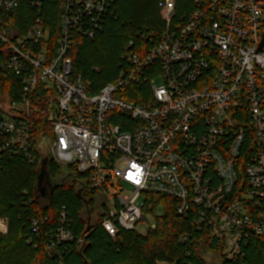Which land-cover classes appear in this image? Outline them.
<instances>
[{"label":"built area","instance_id":"1","mask_svg":"<svg viewBox=\"0 0 264 264\" xmlns=\"http://www.w3.org/2000/svg\"><path fill=\"white\" fill-rule=\"evenodd\" d=\"M21 3L37 14L24 35L7 21ZM43 4L0 0V74L22 86L19 102L4 94L0 106V176L6 158L38 161L31 123L41 87L50 154L102 196L101 225L113 239L156 229L145 211L154 194L176 200L179 215L196 207L198 229H210L225 257H245L249 236H264V0L197 1L180 21L176 0L161 1L163 32L131 41L119 77L97 93L73 74L71 55L77 36L93 39L115 17L117 0H64L57 38ZM66 223L62 212L49 254L73 241ZM0 227L8 232L6 220Z\"/></svg>","mask_w":264,"mask_h":264},{"label":"trees","instance_id":"2","mask_svg":"<svg viewBox=\"0 0 264 264\" xmlns=\"http://www.w3.org/2000/svg\"><path fill=\"white\" fill-rule=\"evenodd\" d=\"M63 1L44 0L43 4V21L55 38L59 36ZM161 1L117 0L115 17L109 19L93 39L76 37L71 55L73 74L90 83L92 93L119 77L126 48L131 41H142L139 34L163 32L165 15L159 6ZM197 1L205 0H176L175 20L180 21L195 11L199 6ZM36 15V11L21 3L17 11L7 16V21L24 35ZM40 90L41 87L33 98V105L39 111L33 113L31 123L38 161L31 164L22 158H6L2 162L0 219L8 222V232L0 235V264H59L60 261L63 264H208L203 253L218 255L220 264H264V236L250 235L249 244L244 247L245 257L229 260L210 229H198L196 207L187 215H179L177 201L161 195L145 196V211L156 223V229L145 235L120 230L113 239L101 225L104 214L97 224L90 225L84 213L91 211L94 204L89 197L98 193L88 192L86 175L73 166L57 163L49 150L45 156L40 153L47 147V141L53 143L54 140L48 124L50 115L40 113L49 106L40 98L44 94ZM21 93L20 78L11 73L0 74V96L6 94L13 102H19ZM44 165L47 179L54 187L52 195L46 199L38 188V177ZM64 171L66 178H62ZM62 212L67 216L65 229L71 231L73 241L55 243L53 253L49 254L47 247L52 241L56 242L54 237ZM40 219L45 222L37 231L33 223ZM182 237L189 240L183 242ZM80 240L84 241L78 246Z\"/></svg>","mask_w":264,"mask_h":264},{"label":"rangeland","instance_id":"3","mask_svg":"<svg viewBox=\"0 0 264 264\" xmlns=\"http://www.w3.org/2000/svg\"><path fill=\"white\" fill-rule=\"evenodd\" d=\"M155 83L158 86H160L162 82L160 79H157L155 81ZM0 106L2 108L7 109V97L5 95L0 96ZM48 107H46V108H48ZM47 143H48L47 147H44L43 150H41V152H40L42 156H45L47 154L48 150H49V152L51 151L52 143H50L49 141H47ZM63 170H66V168H63ZM66 177H67V172L64 171L62 178H66ZM66 181H68V179H66ZM45 182H47V183L49 182L47 178H46ZM43 198H45V197H43ZM89 199H93L94 204L92 205L91 211H86L84 213V219L90 225H95L99 222L100 215L102 214L101 206L103 205V199L99 193H98V195H91L89 197ZM161 213H162V208L159 209V214H161ZM6 234H4V235H6ZM203 257H205V260L207 261L208 264H220L219 257L216 254H213V253L204 254L203 253Z\"/></svg>","mask_w":264,"mask_h":264},{"label":"water","instance_id":"4","mask_svg":"<svg viewBox=\"0 0 264 264\" xmlns=\"http://www.w3.org/2000/svg\"><path fill=\"white\" fill-rule=\"evenodd\" d=\"M263 45H264V39L262 41V45L261 46H263ZM46 178H47V172L45 170V165H44L42 167L41 173H40V175L38 177V188H39V191H40V193L42 195H44L45 194V191H46V189L44 187V183L46 181ZM53 189H54V187H53Z\"/></svg>","mask_w":264,"mask_h":264},{"label":"flooded vegetation","instance_id":"5","mask_svg":"<svg viewBox=\"0 0 264 264\" xmlns=\"http://www.w3.org/2000/svg\"><path fill=\"white\" fill-rule=\"evenodd\" d=\"M44 187H45L46 191H45V194L43 195V197L47 198V197H49L50 195H52V192H53V186L51 185L50 182H48V183L45 182V183H44Z\"/></svg>","mask_w":264,"mask_h":264}]
</instances>
